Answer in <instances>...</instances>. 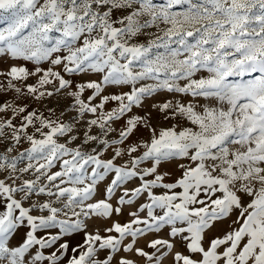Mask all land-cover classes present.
Wrapping results in <instances>:
<instances>
[{"label":"snow or ice","instance_id":"snow-or-ice-1","mask_svg":"<svg viewBox=\"0 0 264 264\" xmlns=\"http://www.w3.org/2000/svg\"><path fill=\"white\" fill-rule=\"evenodd\" d=\"M0 62V264H264V0H0Z\"/></svg>","mask_w":264,"mask_h":264},{"label":"rangeland","instance_id":"rangeland-1","mask_svg":"<svg viewBox=\"0 0 264 264\" xmlns=\"http://www.w3.org/2000/svg\"><path fill=\"white\" fill-rule=\"evenodd\" d=\"M154 31V30H153ZM143 40V38H141ZM7 63H10L7 62ZM7 63L5 62H0V70L6 69L7 68ZM30 69L33 67L32 64H28L27 65ZM48 65L46 64L45 67H47ZM59 70V69H57ZM66 75V74H65ZM203 75H206V73H203ZM66 78L67 75H66ZM95 79V74H92L91 76L88 75H83V76H78L76 77L77 82H83L87 79ZM3 78L0 77V80H2ZM36 82V78L33 77L31 78L28 83L29 84H34ZM51 87V86H50ZM124 91H128L129 89L127 87H125L123 89ZM109 92H119L120 88H110L108 90ZM87 95V93H86ZM174 99H180L179 96L173 97L172 94L169 93H160L155 95L154 97L146 100L144 102L143 107L141 108H134L133 112L130 113L129 115H140V116H145L147 113H151V122H152V126L159 129H163V128H170L174 125H176L178 123L179 118H177V120H165L163 119V115L158 111L157 108L153 107L154 104H160L165 102L166 100H174ZM188 99H191L190 97ZM4 100H8L9 102H13V94L12 93H8V94H0V101H4ZM186 102V101H185ZM199 103H203V101H199ZM67 106V101H63L60 104H57L56 100H51L49 101H45L43 103V105L39 104V103H33L31 108L29 109L30 111L32 109H38L40 112H42L45 116L50 115V113L47 111L48 108H55L56 112L55 115L53 116V118H57L61 116V113L64 112L65 107ZM115 105H111V107H114ZM64 119L65 122L68 121L69 116L65 115L62 117ZM123 121L119 122L117 125H115V127H117L118 129L120 127L123 126ZM186 126H190V125H186ZM179 130V129H178ZM83 132H84V128L81 126L78 131L75 133L76 135H78L80 137V139H83ZM95 134V133H94ZM118 135V133H113L111 137H109V139H113L116 138V136ZM149 131L146 128L143 127H139L137 129V131L133 134V136L129 139V141L127 142L128 144H134L137 143L138 141H145L149 139ZM61 142H64L63 140H61ZM80 143V140H77L75 142V145H78ZM73 145V146H75ZM29 147V145L25 142L23 143V145L21 147H19V151H24L25 148ZM91 147H95V145L89 146L87 148H85V151H90ZM0 151H3V147L0 146ZM143 151V149H141V152ZM17 153L13 152L11 155L15 156ZM105 159H110L112 158V153L111 151H109L108 153L105 154V156L103 157ZM127 158H123L121 160H118L117 163H123ZM23 166V165H21ZM147 166V165H145ZM161 171H170L172 172V176L170 178H166V182H173L179 175H180V170L178 168H176L175 165H166L164 166ZM0 178H3V175L0 174ZM25 178H31L30 176H26ZM111 177H109V180L104 182L103 184H101L99 186V190H98V194L95 197V199L99 200V199H103L104 198V188H105V184H107L108 182H110ZM132 184L127 185V187H132ZM135 186H139V181H136ZM121 190L120 192L117 193V197L119 195L122 194ZM157 194H162L163 190H156ZM35 197H33V200L35 201ZM115 202V201H113ZM141 202H147L146 198H142ZM26 207L28 206L27 204L25 205ZM134 210V209H133ZM34 214H39V213H34ZM146 214H141V216H145ZM113 219H118L121 223H125L128 222V220L130 219L129 215H128V209L126 208L124 214L120 217H113ZM88 231H95L97 228H99L101 230V234L103 235V228L110 226L111 225V221H103V220H98V219H93V220H89L88 222ZM226 228V225H225ZM55 231V230H54ZM216 234H220V231H218ZM162 236H164V238L166 237V233H162ZM156 238L155 235L150 234L149 236L145 237V238H141L140 241L137 244V247H143L145 248L146 251H151V249H148L146 247V244L148 241H150L151 239ZM84 239L83 233L80 234H75L74 237L70 240V245L71 246H75L79 243H82ZM178 251H183L182 248L179 247V245L177 246ZM187 254V253H185ZM69 255H71V252L69 253ZM131 258L133 259H137L138 260V264H143L142 260H139V258H136L135 256H132ZM65 264H67V258H65ZM163 264H173V259L172 256H168L167 258L164 259Z\"/></svg>","mask_w":264,"mask_h":264}]
</instances>
